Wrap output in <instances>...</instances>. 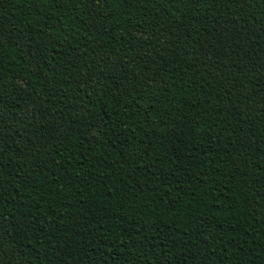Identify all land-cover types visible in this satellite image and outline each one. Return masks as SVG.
Wrapping results in <instances>:
<instances>
[{"label": "trees", "instance_id": "16d2710c", "mask_svg": "<svg viewBox=\"0 0 264 264\" xmlns=\"http://www.w3.org/2000/svg\"><path fill=\"white\" fill-rule=\"evenodd\" d=\"M0 264H264V0H0Z\"/></svg>", "mask_w": 264, "mask_h": 264}]
</instances>
